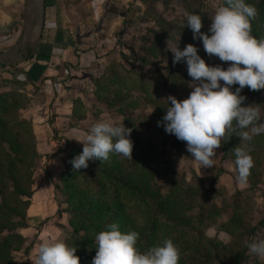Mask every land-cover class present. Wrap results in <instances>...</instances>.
Segmentation results:
<instances>
[{
	"label": "rangeland",
	"instance_id": "1",
	"mask_svg": "<svg viewBox=\"0 0 264 264\" xmlns=\"http://www.w3.org/2000/svg\"><path fill=\"white\" fill-rule=\"evenodd\" d=\"M24 2L20 33L15 41L8 43L10 48L22 31ZM222 3L223 0H119L117 7L112 3L111 10L124 15L122 24H117L110 47L98 50L101 69L95 74L84 72L88 79L80 85L82 90L78 89L84 94L74 100L78 117L75 125H84L79 120L85 118L89 126L108 120L123 121L132 128V159L110 153L105 161L108 172L118 183L123 178L127 180L128 188L121 194L122 201L127 203L125 230L139 233L140 251L171 238L180 250L178 264H233L239 257V264H264V258L252 254L245 243L264 238V133L259 135L260 139L256 135L249 142L254 166L247 183L241 184L234 155V148L240 143L238 137L222 140L212 158L214 166L205 168L187 151L186 142L166 133L162 125L157 126L166 112L167 97L173 95L180 100L192 91L186 63L173 64V54L168 48H174L177 41L181 49L191 43L206 64L226 68L230 63L207 55L202 42L192 39L187 25L182 27L185 14L197 11L202 14L201 31L208 34L210 17ZM246 3L256 7V37L264 38L261 14L264 0H246ZM4 67L0 66V141L10 152L6 141L12 142L17 130L24 135L21 140L30 144L26 131L28 124L32 126L28 107L38 89H28L25 83L12 84V70ZM125 71L132 75L125 78ZM232 87L234 90L236 85ZM241 95L246 97L244 105L260 104L261 120L257 123H264V89L253 91L245 86ZM17 120L24 121L23 125ZM73 141L78 143L70 148L66 146L62 156L71 170V159L67 156L77 155L83 147L81 142ZM31 142L36 149L35 140ZM50 155L52 152L26 157L25 166L32 181L30 197L22 199L28 200L29 205L14 208L15 204L8 201L12 208L2 210L12 229L2 231V236H11L8 253L11 264H35L44 239L59 237L71 246L73 213L87 211V206L77 210L87 196H72L64 190L59 173L66 171L65 161L59 171L51 172ZM100 170L104 172L96 168L95 161H89L88 167L76 171L72 179L77 189L87 190V195L94 194L102 202L110 201L111 188L100 193ZM102 179L106 181L105 177ZM10 185L8 182L7 186Z\"/></svg>",
	"mask_w": 264,
	"mask_h": 264
},
{
	"label": "clouds",
	"instance_id": "2",
	"mask_svg": "<svg viewBox=\"0 0 264 264\" xmlns=\"http://www.w3.org/2000/svg\"><path fill=\"white\" fill-rule=\"evenodd\" d=\"M256 15V7L246 0H223L210 17L206 34L201 31L200 12L185 14L182 27L187 25L192 39L202 42L207 55L230 63L226 68L206 64L191 43L181 49L177 41L174 48H168L173 64L186 63L192 91L180 100L169 95L166 112L157 121L166 133L186 142L187 151L205 168L214 166L212 158L222 140L238 137L240 143L234 148V155L241 184L247 183L254 166L249 142L264 133V123H257L261 120L260 104L244 105L246 97L241 95L245 86L253 91L264 89V38L255 37L251 27ZM131 132L132 128L123 121L94 123L79 141L82 151L69 161L73 170L87 168L89 161H107L110 153L132 159ZM138 238L135 230L122 232L118 223L107 224L95 237L92 264H178L180 250L171 238L145 251L137 248ZM245 243L252 254L264 258V238ZM75 253L76 247L69 246L64 239H44L35 264H80Z\"/></svg>",
	"mask_w": 264,
	"mask_h": 264
},
{
	"label": "crops",
	"instance_id": "3",
	"mask_svg": "<svg viewBox=\"0 0 264 264\" xmlns=\"http://www.w3.org/2000/svg\"><path fill=\"white\" fill-rule=\"evenodd\" d=\"M22 1L0 0V51L8 50V43L20 33ZM112 3L117 7L119 0H45L36 50L22 63L3 68L12 70V84L38 89L28 110L37 153L53 154L51 172L59 171L65 161L66 141L83 140L93 125H87L85 118L79 120L84 125H75L74 100L84 94L78 90L88 79L84 72L101 69L98 50L110 47L117 24H122L124 15L111 10Z\"/></svg>",
	"mask_w": 264,
	"mask_h": 264
},
{
	"label": "trees",
	"instance_id": "4",
	"mask_svg": "<svg viewBox=\"0 0 264 264\" xmlns=\"http://www.w3.org/2000/svg\"><path fill=\"white\" fill-rule=\"evenodd\" d=\"M264 5V4H263ZM264 15V12L261 13ZM256 25L255 20L251 21L252 34L256 37L258 28H254ZM264 25V23H263ZM254 28V29H253ZM261 28V27H260ZM256 33V34H255ZM30 56V55H29ZM1 66V65H0ZM125 78H128L131 73L124 72ZM126 81H131L127 79ZM3 99V98H2ZM1 121V118H0ZM19 125H23L24 121L17 120ZM6 126V122H4ZM27 138L30 140V144H27L21 139H24V135L21 134L20 130L16 132L18 134L14 135V140L6 141L10 152H7L5 148L1 145L0 141V264H11L8 257H10L9 251L11 250L10 246V234L2 236V231L7 230L11 231V225L5 220L7 214H3L2 210L6 211L11 207L10 203H14V208L17 205L26 206L29 205L28 200L22 199V197H30V185H31V172L26 168V157L36 156V149L34 148V143L32 144L31 140L34 139V134L32 131L31 124H28ZM2 136L0 133V140ZM255 139L257 137H254ZM260 139V136L258 135ZM74 142L73 140H67L66 146L71 147ZM226 147V146H224ZM67 159H72L74 156L69 154ZM30 161V160H29ZM68 160H65L66 171H61L59 173L60 180H63L64 190L69 191L70 195H78L81 197H86L82 200L78 208H84L87 206V211L85 212H74L73 219L70 220V226L72 227L73 233L71 238H73L70 243L71 246L76 247V255L79 257L80 264H92V258L96 252V241L94 237L102 230L106 228V225L112 222H116L119 225V228L122 232H127L125 230L127 224V212L125 211V202L121 199V194L128 188L126 186L127 180L122 179L116 181L114 176L108 172V167L105 166V161L100 162L99 160L95 161L96 168H101L104 172L100 170L98 184H100V193L106 192L111 188L113 195L110 201H100V198L93 195H87L86 191H81L75 186V181L72 179L76 171L71 170L68 166ZM71 165V163H70ZM98 175V174H97ZM106 178V181H103L102 178ZM10 182L11 185L8 187L7 183ZM72 196H69L71 198ZM10 201V203L8 202ZM7 204V205H4ZM27 207V206H26ZM3 218L4 220H1ZM106 218L104 222L101 220ZM83 231L84 234L81 235L80 232ZM94 236V237H93ZM241 257L236 258L233 264H239Z\"/></svg>",
	"mask_w": 264,
	"mask_h": 264
},
{
	"label": "water",
	"instance_id": "5",
	"mask_svg": "<svg viewBox=\"0 0 264 264\" xmlns=\"http://www.w3.org/2000/svg\"><path fill=\"white\" fill-rule=\"evenodd\" d=\"M44 11L45 0H25L20 37L10 49L0 51V65L22 63L36 50L43 30Z\"/></svg>",
	"mask_w": 264,
	"mask_h": 264
}]
</instances>
